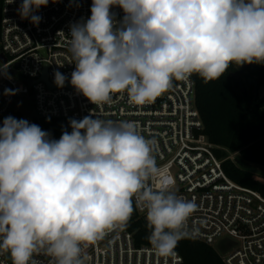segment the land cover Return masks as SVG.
Segmentation results:
<instances>
[{
  "label": "clouds",
  "instance_id": "9594fccd",
  "mask_svg": "<svg viewBox=\"0 0 264 264\" xmlns=\"http://www.w3.org/2000/svg\"><path fill=\"white\" fill-rule=\"evenodd\" d=\"M48 3L22 0L17 11L38 26L35 13ZM113 5L125 13L118 26ZM90 11L70 25V84L95 105L122 91L145 105L174 80L197 74L207 84L233 63L264 64V0H92ZM8 66L0 65V74L10 79ZM54 77L64 87L68 77ZM69 124L72 131L55 140L25 119L3 120L0 250L13 264H38L32 257L41 249L56 264H83L81 245L125 226L135 197L146 209L155 253L174 255L178 242L195 234L188 221L198 205L178 196L174 175L157 165L155 137L140 134L134 121L88 115Z\"/></svg>",
  "mask_w": 264,
  "mask_h": 264
},
{
  "label": "built area",
  "instance_id": "2783aa9c",
  "mask_svg": "<svg viewBox=\"0 0 264 264\" xmlns=\"http://www.w3.org/2000/svg\"><path fill=\"white\" fill-rule=\"evenodd\" d=\"M21 3L3 0L0 9V65H9L11 77L0 74V127L11 116L14 101L27 97L33 99L35 117L14 118L32 124H36L35 119L81 120L88 115L134 121L140 134L155 137L153 155L157 165L167 166L176 178V194L198 205L188 221V231L196 230L195 234L186 239L211 247L222 264H264V196L234 183L225 174L223 161L214 153L219 148L203 134L192 76L187 81L174 80L168 91L145 105L132 104L123 91L113 93L110 102L95 105L70 84L76 65L69 50L70 25L91 16L92 0H49L35 13L41 17L38 26L21 19L17 11ZM110 13L115 14L118 26L125 15L123 9L113 5ZM56 71L68 77L62 88L54 83ZM44 72L47 83L42 81ZM6 89L11 94H5ZM133 208L137 220L147 223L146 209L135 197ZM224 240L234 246L221 254L217 246ZM80 258L83 264H183L176 251L161 257L152 247H136L124 226L109 231L94 244L81 245ZM32 260L56 264L43 249L34 253ZM0 264H13L3 250Z\"/></svg>",
  "mask_w": 264,
  "mask_h": 264
},
{
  "label": "trees",
  "instance_id": "16d2710c",
  "mask_svg": "<svg viewBox=\"0 0 264 264\" xmlns=\"http://www.w3.org/2000/svg\"><path fill=\"white\" fill-rule=\"evenodd\" d=\"M2 3L3 0H0V9ZM228 72L229 68L218 80L207 84L197 74L192 75L195 105L203 123V134L219 148L214 153L223 161L222 167L227 177L264 196V181L250 167L264 169V102L256 107L248 106L237 93ZM260 84L264 86V76H261ZM35 122L57 140L64 130L72 131L69 119H35ZM222 149L237 155L238 163L229 160ZM124 227L132 235L136 247H152L147 239L150 235L148 224L137 220L135 211ZM175 251L183 264H222L216 252L201 242L183 238Z\"/></svg>",
  "mask_w": 264,
  "mask_h": 264
},
{
  "label": "flooded vegetation",
  "instance_id": "af4514ba",
  "mask_svg": "<svg viewBox=\"0 0 264 264\" xmlns=\"http://www.w3.org/2000/svg\"><path fill=\"white\" fill-rule=\"evenodd\" d=\"M228 76L237 93L246 100L248 106L256 107L264 102V97L260 96V90L264 89L260 84V78L264 76V64L245 63L238 66L233 63L229 66Z\"/></svg>",
  "mask_w": 264,
  "mask_h": 264
},
{
  "label": "rangeland",
  "instance_id": "374dc122",
  "mask_svg": "<svg viewBox=\"0 0 264 264\" xmlns=\"http://www.w3.org/2000/svg\"><path fill=\"white\" fill-rule=\"evenodd\" d=\"M260 96L264 97V89L260 90ZM11 116L13 117H35V112H34V108H33V99L31 97H27V98H20L14 101L12 110H11ZM229 160H234L237 158V155H232L230 154L227 150L222 149ZM252 167L256 172H264V169H261L260 167L257 166H250ZM257 177L264 181V176L260 175V174H256Z\"/></svg>",
  "mask_w": 264,
  "mask_h": 264
},
{
  "label": "water",
  "instance_id": "95a60500",
  "mask_svg": "<svg viewBox=\"0 0 264 264\" xmlns=\"http://www.w3.org/2000/svg\"><path fill=\"white\" fill-rule=\"evenodd\" d=\"M1 62L4 63L5 60L1 57ZM12 74L14 75L15 73L12 72ZM234 78L236 79V76H234ZM42 81L46 82V75L45 72L43 74V78ZM255 98V94L253 96ZM234 163H238L237 159H234ZM257 174H260L262 176H264V172H256ZM234 246V243L229 242L228 240H224L222 242L219 243V245L217 246V250L221 253V254H225L230 248H232Z\"/></svg>",
  "mask_w": 264,
  "mask_h": 264
}]
</instances>
